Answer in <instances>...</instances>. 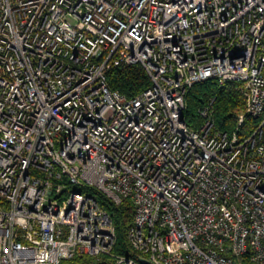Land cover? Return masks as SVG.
Wrapping results in <instances>:
<instances>
[{
  "label": "built area",
  "instance_id": "1",
  "mask_svg": "<svg viewBox=\"0 0 264 264\" xmlns=\"http://www.w3.org/2000/svg\"><path fill=\"white\" fill-rule=\"evenodd\" d=\"M140 64L135 98L108 72ZM233 84L239 127L184 119L189 89ZM130 199L134 257L114 255ZM264 264V0H0V264Z\"/></svg>",
  "mask_w": 264,
  "mask_h": 264
},
{
  "label": "trees",
  "instance_id": "2",
  "mask_svg": "<svg viewBox=\"0 0 264 264\" xmlns=\"http://www.w3.org/2000/svg\"><path fill=\"white\" fill-rule=\"evenodd\" d=\"M108 83L112 90L120 91L129 99L137 97L152 85L148 73L140 64L113 68L108 72ZM185 101L184 119L194 130L200 129L204 124L200 110L211 104L216 131L233 133L240 130L242 136H245L250 134L259 122L257 119L247 116L244 125L239 127L240 116L246 110V99L233 84L222 86L214 79L196 84L187 92ZM81 192L95 197L100 206L113 217L117 231L113 254L134 257V251L128 240V231L135 220L133 202L130 199H124L121 204H116L93 187H85ZM115 263V259L107 255L101 257L79 256L62 262V264Z\"/></svg>",
  "mask_w": 264,
  "mask_h": 264
},
{
  "label": "water",
  "instance_id": "3",
  "mask_svg": "<svg viewBox=\"0 0 264 264\" xmlns=\"http://www.w3.org/2000/svg\"><path fill=\"white\" fill-rule=\"evenodd\" d=\"M143 264H150L149 262H147V261H143Z\"/></svg>",
  "mask_w": 264,
  "mask_h": 264
}]
</instances>
